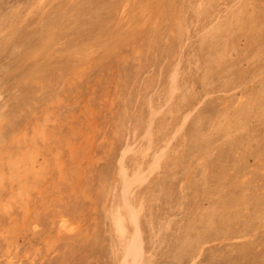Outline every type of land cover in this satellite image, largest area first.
I'll return each mask as SVG.
<instances>
[{"label":"rangeland","instance_id":"1","mask_svg":"<svg viewBox=\"0 0 264 264\" xmlns=\"http://www.w3.org/2000/svg\"><path fill=\"white\" fill-rule=\"evenodd\" d=\"M130 238L136 264H264V0H0V264Z\"/></svg>","mask_w":264,"mask_h":264},{"label":"bare ground","instance_id":"2","mask_svg":"<svg viewBox=\"0 0 264 264\" xmlns=\"http://www.w3.org/2000/svg\"><path fill=\"white\" fill-rule=\"evenodd\" d=\"M222 1V0H221ZM229 1V0H228ZM190 3V2H189ZM198 7V6H197ZM195 10V9H194ZM232 10V9H231ZM182 11V10H181ZM230 14V13H229ZM182 17V16H181ZM211 18V17H210ZM223 18V17H222ZM198 19V18H197ZM232 20V19H231ZM235 21V20H234ZM188 24V23H187ZM212 24H215V23H212ZM212 27V26H211ZM203 33V32H202ZM214 39V38H213ZM193 48V47H192ZM188 53V52H187ZM222 54V53H221ZM179 61V60H178ZM197 74V73H196ZM202 77V76H201ZM180 80V79H179ZM174 83V82H173ZM175 84V83H174ZM195 84V83H194ZM199 85V84H198ZM188 87V86H187ZM186 89V88H185ZM185 91V90H184ZM188 91V90H187ZM208 93V92H207ZM206 97H208V96H206ZM212 97V96H211ZM210 97V98H211ZM256 102V101H255ZM179 105V104H178ZM225 106V105H224ZM254 108V107H253ZM185 109V108H184ZM143 116V115H142ZM237 118V117H236ZM222 119V118H221ZM168 120V119H167ZM137 121H138V119H137ZM166 122V121H165ZM187 123V122H186ZM218 123V122H217ZM149 126V125H148ZM162 127V126H161ZM148 128V127H147ZM151 128V127H150ZM178 128V127H177ZM182 128V127H181ZM182 131V130H181ZM39 133V132H38ZM140 136V135H139ZM173 138H175V137H173ZM184 138V137H183ZM187 141V140H186ZM154 142V141H153ZM169 144V143H168ZM149 147V146H148ZM168 146L167 145H163L162 144V149L160 150V151H157L156 152V154L154 155V157H153V159H156V157L158 156V155H160V154H162V152L167 148ZM146 148H147V146H146ZM140 149V148H139ZM142 149H144V148H142ZM150 149H151V147H150ZM149 149V150H150ZM168 149V148H167ZM147 150V149H146ZM148 150V151H149ZM147 152V151H146ZM145 154H147V156H148V153H145ZM144 154V155H145ZM175 155V154H174ZM146 156V155H145ZM152 156V155H151ZM163 156V155H162ZM165 156V155H164ZM149 157V156H148ZM160 157V156H159ZM141 158V157H140ZM143 158V157H142ZM158 158V157H157ZM145 159H146V157H145ZM163 159V158H162ZM126 160V159H125ZM161 160V159H160ZM132 163V162H131ZM151 163H153V162H151ZM155 163V162H154ZM177 164V163H176ZM137 165H139L138 164V162H137ZM143 165V163L141 164V166L139 167V166H137L136 168H135V170L133 171V176H128L127 174H126V172H125V170L121 167V169H120V172H119V175H120V178H118L119 179V182H120V179H121V184H122V209L126 212V214L127 215H129L130 217H133L134 215H135V212L137 213V210H136V208L131 204V202L129 201V199H131L130 198V195L132 194V193H134V190L136 189L135 187L138 185V184H141V182H142V180H143V173L141 172V168L143 167L142 166ZM146 165V164H145ZM152 165V164H151ZM151 165H149V166H151ZM153 165H155V164H153ZM156 167V166H155ZM148 168H150V167H148ZM128 170V169H127ZM153 171V170H152ZM155 171V170H154ZM204 171V170H203ZM148 171H147V169H146V174L147 175H149L150 174V171L147 173ZM201 172V171H200ZM145 173V172H144ZM153 174V173H152ZM156 175H158V174H156ZM145 176V175H144ZM150 176V175H149ZM149 176H147V177H149ZM193 176V175H192ZM147 177H145V178H147ZM144 178V179H145ZM237 180V179H236ZM144 181V180H143ZM146 181V180H145ZM150 181V180H149ZM136 185V186H135ZM135 186V187H134ZM142 186V185H141ZM141 186H139V187H141ZM133 187H134V189H133ZM138 187V188H139ZM135 194H133V197H135L134 196ZM132 197V196H131ZM133 199V198H132ZM143 199V198H142ZM132 201V200H131ZM137 201V200H136ZM133 202V201H132ZM135 202V201H134ZM120 204V203H119ZM119 208V209H118ZM117 208V210L120 212L121 210H120V207H118ZM152 208V207H151ZM122 210V211H123ZM28 211V210H27ZM26 211V212H27ZM170 211V210H169ZM197 211V210H196ZM118 212V214H116V215H120V213ZM117 213V212H116ZM122 213V212H121ZM124 213V212H123ZM113 216V215H112ZM129 216H127V217H129ZM136 216V215H135ZM114 217V216H113ZM112 217V218H113ZM117 217V220H116V224H117V232L116 233H119V231L121 232L122 231V227H124V224H125V221H124V224L122 223L121 224V219L122 218H120V217H122V214L120 215V216H116ZM129 217V218H130ZM63 218V217H62ZM129 218H128V220H129ZM136 218H137V216H136ZM123 219H124V216H123ZM125 219H127V218H125ZM114 220V219H113ZM130 220H131V218H130ZM129 220V221H130ZM134 219H132L131 221H133ZM142 221V220H141ZM114 222V221H113ZM134 223H135V221H133ZM112 223V222H111ZM133 224V223H132ZM132 224H131V226H132ZM136 224H137V222H136ZM113 226H114V224H113ZM116 226V225H115ZM139 227V226H138ZM73 228V227H72ZM78 228V227H77ZM124 229V228H123ZM131 229V228H130ZM134 229H137L138 230V228H134ZM134 229L132 230V231H134ZM71 230V229H70ZM69 230V231H70ZM116 230V229H115ZM137 230H135V231H137ZM75 231V230H74ZM134 231V232H135ZM182 232V231H181ZM71 233V232H70ZM148 233V232H147ZM187 233V232H186ZM112 234V233H111ZM120 234H124L123 232H121V233H119V235ZM137 234V233H136ZM122 235H120V238L122 237ZM138 235V234H137ZM136 235V236H137ZM124 236V235H123ZM129 237V236H128ZM123 238V237H122ZM189 238V237H188ZM131 240H129V239H127V244H126V246H125V258H123V263L122 264H136L135 262H137V256L135 255V250H134V247H133V244H134V239L133 238H130ZM122 244V243H121ZM131 244V245H130ZM158 244V243H157ZM135 245H136V243H135ZM141 245V244H140ZM130 246V247H129ZM138 247H139V245H137ZM141 247V246H140ZM135 248H137L136 246H135ZM157 248V247H156ZM138 249V248H137ZM133 250H134V252H133ZM202 254V253H201ZM139 257V256H138ZM198 257V256H197ZM132 260V263L131 262H127V260ZM142 259V258H141ZM142 262V261H141Z\"/></svg>","mask_w":264,"mask_h":264}]
</instances>
